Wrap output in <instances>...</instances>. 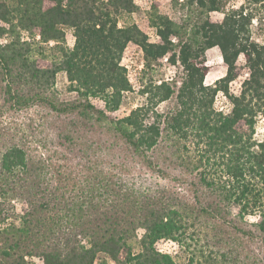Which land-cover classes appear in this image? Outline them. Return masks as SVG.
<instances>
[{"label":"trees","instance_id":"obj_1","mask_svg":"<svg viewBox=\"0 0 264 264\" xmlns=\"http://www.w3.org/2000/svg\"><path fill=\"white\" fill-rule=\"evenodd\" d=\"M162 1L152 42L135 0H0V264H264V0ZM129 44L148 81L118 118ZM163 63L181 76L154 80Z\"/></svg>","mask_w":264,"mask_h":264},{"label":"rangeland","instance_id":"obj_2","mask_svg":"<svg viewBox=\"0 0 264 264\" xmlns=\"http://www.w3.org/2000/svg\"><path fill=\"white\" fill-rule=\"evenodd\" d=\"M153 1L154 0H135L136 5L138 6V11L134 13L131 17V22L137 24L138 27L147 34L150 41L152 42L157 40L153 32V29L150 28L149 17H148V12H150L151 6L153 5ZM236 4H240V2ZM177 8L178 7L173 8L171 0H163L159 4L160 11L165 14H171V15L174 14V16L178 15L179 10H177ZM210 18L213 22H219L223 18V15L221 13H212L210 15ZM254 39L257 42L264 43V30L263 31L256 30L254 33ZM66 41L69 46L73 44V37L70 32H68L66 35ZM238 62L240 64H243L241 57L239 58ZM120 63L122 66L126 68V72L130 80V83L133 86L134 92L126 95L119 110L114 113V116L118 118L127 115L130 112V110L135 108L136 105L142 100V98L138 94V90L141 89L142 80L144 82L148 81L147 75H145V78L142 79L143 78L142 52L139 50L137 46L133 44H129L123 53ZM206 64L208 66V73L206 74L204 79V83L206 85H210L214 83L217 79L224 76L226 72V68L222 63L220 53L217 49H212L207 52ZM174 75L181 76V69L175 67H169L164 65L163 63L161 67L157 68L155 72H153V79L154 80H158L160 78L167 79L173 77ZM244 77L245 75L241 76L232 83L231 86L232 90L237 91L240 82L244 79ZM56 88L60 92V96L63 100H71L74 98V94L69 93L67 91V82L63 77L61 76L58 77ZM93 103L97 107L101 106L100 101L96 100L93 101ZM172 105L173 102H169V104H164L161 107L165 108L167 106H172ZM221 106H223L222 99L218 98L216 100V107L220 108ZM254 136L257 140L264 141V117L257 122ZM157 248L160 251L168 253L177 259H185L188 256L186 255V252H184V250H182V248L178 244L171 241H166V240L160 241L157 244Z\"/></svg>","mask_w":264,"mask_h":264},{"label":"built area","instance_id":"obj_3","mask_svg":"<svg viewBox=\"0 0 264 264\" xmlns=\"http://www.w3.org/2000/svg\"><path fill=\"white\" fill-rule=\"evenodd\" d=\"M101 104V103H100ZM102 107V104H101V106H100V108Z\"/></svg>","mask_w":264,"mask_h":264}]
</instances>
